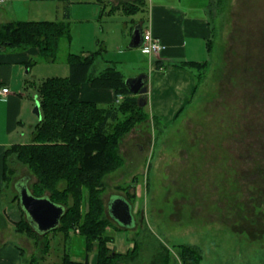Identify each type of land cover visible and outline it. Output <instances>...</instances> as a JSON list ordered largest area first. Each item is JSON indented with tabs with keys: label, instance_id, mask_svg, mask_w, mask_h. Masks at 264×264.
<instances>
[{
	"label": "rangeland",
	"instance_id": "rangeland-1",
	"mask_svg": "<svg viewBox=\"0 0 264 264\" xmlns=\"http://www.w3.org/2000/svg\"><path fill=\"white\" fill-rule=\"evenodd\" d=\"M45 2L54 17L55 0H7L4 6L14 8V17L24 20L29 19L30 6ZM150 3L145 0L142 12ZM111 8L104 0L72 2L70 43L60 40L54 61L37 53L31 74H37V80L66 76L69 51L94 50L101 52L94 71L109 63L125 79L146 74L147 56L128 45V30L126 34L119 28L111 30L127 15L116 10L111 14ZM91 9L97 12L94 18L78 20L90 16ZM216 10L208 64L202 70L188 67L197 84L189 102L170 118L153 114L147 104L146 115L119 138V165L101 178L100 197L114 238L109 246L125 251L139 242L145 264L163 247L173 253L170 264H180L175 254L178 245L199 249V264H264V0H220ZM27 88L30 101L12 136L22 143L30 141L31 128L38 121L31 108L38 94L33 86ZM7 160L3 203L15 193L13 186L22 175L28 173L29 187L37 180L26 164L14 156ZM118 196L131 203L132 226L122 227L107 215L109 200ZM85 197L84 190L82 212L87 209ZM76 229L69 232L66 244L62 233L49 232L44 238L40 235L34 246L25 233L14 229L9 242L26 248L21 264H60L64 250L71 255L84 251ZM23 240L33 246L31 252Z\"/></svg>",
	"mask_w": 264,
	"mask_h": 264
},
{
	"label": "trees",
	"instance_id": "trees-1",
	"mask_svg": "<svg viewBox=\"0 0 264 264\" xmlns=\"http://www.w3.org/2000/svg\"><path fill=\"white\" fill-rule=\"evenodd\" d=\"M219 1L211 0L210 7L217 8ZM138 4L132 1L122 5L132 10L139 7ZM217 16H212V22L215 23ZM62 38L70 43L66 20H9L0 24L1 46L16 49L36 47L46 61L56 59ZM210 41H207L208 51ZM99 54V50L87 54L69 51L66 76L25 82L24 87L36 89L41 117L31 128L29 142L9 146L3 164V179L4 183L8 182L7 158L14 156L37 177L29 187L31 192L35 196L46 195L65 208L59 225L45 233L38 232L26 217L14 223L15 230L31 237L34 246L39 244L40 235L44 238L49 232L62 233L66 244L69 232L78 228V233L85 239L86 253H96V260L90 262L87 257L73 259L64 250L60 264H145L139 242L133 240V246L125 251L109 246L114 238L108 232L110 221L101 201L100 187L103 174L114 170L121 161L117 152L119 138L142 119V114L146 115V103L143 106L138 104L137 94L128 89L124 74L114 66L107 65L96 73L92 71ZM208 61L182 60L175 65L202 70ZM200 76L197 73L196 79ZM82 82H89L95 88H111L116 98L121 97L105 104L80 99ZM84 190L87 209L82 212ZM15 197L19 203L18 195ZM107 215L110 216L108 210ZM47 248L48 241L43 246L45 251ZM175 254L181 264H199L202 258L200 250L189 245H178ZM172 257V251L163 247L154 254V262L151 260L148 264H170Z\"/></svg>",
	"mask_w": 264,
	"mask_h": 264
},
{
	"label": "crops",
	"instance_id": "crops-1",
	"mask_svg": "<svg viewBox=\"0 0 264 264\" xmlns=\"http://www.w3.org/2000/svg\"><path fill=\"white\" fill-rule=\"evenodd\" d=\"M48 1L54 2V0ZM88 1L55 0L54 3L57 4H55L54 17H50L53 9L50 12L46 4L48 2H45L43 6H30L27 12L29 19L24 20L38 21L42 20V18H53L50 20L70 21L72 16V2L85 3ZM105 1L112 4V8L110 9L111 14L115 13L116 10V12L121 11L127 15L125 20L119 22L121 24H112V32L119 28V32L126 34L128 30L131 39L134 28L138 27L142 31L148 29L162 43L163 48L158 53L152 55L142 51L141 45L138 46L140 52L147 56L146 105L148 104L153 114L167 118L173 117L176 111L187 102V97L193 93L195 86L193 72L188 67H180L175 65V63L182 60L194 62L209 60L207 59V41L211 39L214 28L211 18L213 15L218 14L217 8L210 7L211 0H151L149 7L146 8L144 13L142 11L145 7V0ZM132 1L139 2V7L131 10L124 8L122 5ZM4 4L5 2L0 5V24L9 20H20L14 17L16 16L15 9L12 7L10 9L9 5L4 6ZM91 11L90 16H86V18L81 17L78 20L88 21L94 18L97 12L94 9H91ZM124 38L125 36H123ZM89 52L92 51H82V54ZM37 53L38 48L36 47L16 49L0 45V88L3 86L8 87V92L5 95L0 94V198L4 185L3 164L5 162V155L8 154L7 150L10 145L22 143L20 141H13L12 136L15 134L19 124H21L24 106L26 105L27 107L30 101L27 98L29 88L24 87L25 82L31 79L37 80V74H31L30 67L32 65V61L30 63V60H33L34 63V56ZM99 56H101V52ZM95 64L92 67L94 73L100 71L93 70ZM107 65H112L116 68L114 64L108 63ZM32 98L34 99V97ZM79 98L105 104L112 102L116 97L111 88H95L89 82H82L79 86ZM31 108L33 110V105ZM25 175H28V173L22 176ZM13 188L15 189V193L12 192L5 203L0 199V264H21V256L26 251V248L23 246L9 242L10 229H14L17 232L14 228V223L26 217L15 197L17 190L15 186ZM77 234L81 235L80 233ZM29 238L31 239V237ZM23 241L28 246L27 251L31 252L33 246H30L28 240ZM83 243L84 251L76 253V255L69 253L71 258L83 260L87 257L90 262H94L96 260V253L92 252L91 254H87L84 237ZM33 259L34 257L30 261ZM177 260L181 264L180 260Z\"/></svg>",
	"mask_w": 264,
	"mask_h": 264
},
{
	"label": "water",
	"instance_id": "water-1",
	"mask_svg": "<svg viewBox=\"0 0 264 264\" xmlns=\"http://www.w3.org/2000/svg\"><path fill=\"white\" fill-rule=\"evenodd\" d=\"M142 42V30L136 27L132 32L129 45L138 47ZM146 76V74H139L125 79L128 89L132 93L139 95L138 104L141 106L147 103ZM32 111L40 119L41 113L38 100L35 101ZM29 179V175L22 176L14 185L18 192L19 204L25 212L28 222L38 232L45 233L59 225L65 208L63 205L53 202L46 195L35 196L28 186ZM108 213L122 227L132 226L131 204L124 197L118 196L113 200H109Z\"/></svg>",
	"mask_w": 264,
	"mask_h": 264
},
{
	"label": "built area",
	"instance_id": "built-area-1",
	"mask_svg": "<svg viewBox=\"0 0 264 264\" xmlns=\"http://www.w3.org/2000/svg\"><path fill=\"white\" fill-rule=\"evenodd\" d=\"M5 1L6 0H0V5ZM141 46V50L148 53L149 55L158 53L163 48V45L160 42L159 38L153 36L148 29L143 32V42ZM7 92L8 87L3 86L0 88V94L5 95ZM118 98H120V96H118ZM75 231L77 232V229Z\"/></svg>",
	"mask_w": 264,
	"mask_h": 264
}]
</instances>
